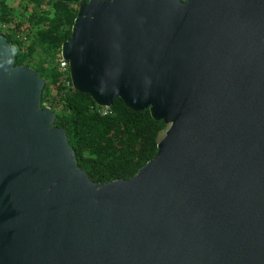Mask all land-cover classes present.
I'll return each mask as SVG.
<instances>
[{"label":"water","instance_id":"1","mask_svg":"<svg viewBox=\"0 0 264 264\" xmlns=\"http://www.w3.org/2000/svg\"><path fill=\"white\" fill-rule=\"evenodd\" d=\"M58 1L73 88L167 128L91 180L0 34V264H264V0Z\"/></svg>","mask_w":264,"mask_h":264},{"label":"trees","instance_id":"2","mask_svg":"<svg viewBox=\"0 0 264 264\" xmlns=\"http://www.w3.org/2000/svg\"><path fill=\"white\" fill-rule=\"evenodd\" d=\"M77 7L58 0H0V34L16 45L15 64L29 65L44 78L40 103L55 111L78 166L95 182L128 179L156 155L167 125L148 108L134 111L120 98L105 109L60 79L55 63Z\"/></svg>","mask_w":264,"mask_h":264},{"label":"built area","instance_id":"3","mask_svg":"<svg viewBox=\"0 0 264 264\" xmlns=\"http://www.w3.org/2000/svg\"><path fill=\"white\" fill-rule=\"evenodd\" d=\"M55 65H56L57 71L60 74V79L64 82V84L66 86H68V87L71 86L73 88L72 82H71V79H70V74H69L68 61L60 56L59 59L57 60V62L55 63ZM43 105L49 106L47 104V102H44ZM104 108L106 109L107 107H104ZM105 109L102 111L103 113L106 112Z\"/></svg>","mask_w":264,"mask_h":264},{"label":"rangeland","instance_id":"4","mask_svg":"<svg viewBox=\"0 0 264 264\" xmlns=\"http://www.w3.org/2000/svg\"><path fill=\"white\" fill-rule=\"evenodd\" d=\"M36 8V7H35ZM163 135V134H162Z\"/></svg>","mask_w":264,"mask_h":264}]
</instances>
